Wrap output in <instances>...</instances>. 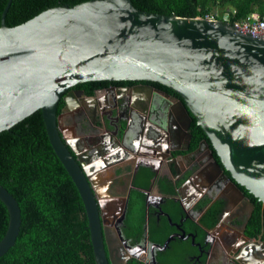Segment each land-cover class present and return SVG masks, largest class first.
<instances>
[{"label":"water","instance_id":"1","mask_svg":"<svg viewBox=\"0 0 264 264\" xmlns=\"http://www.w3.org/2000/svg\"><path fill=\"white\" fill-rule=\"evenodd\" d=\"M11 1L0 23V132L41 112L50 145L84 205L95 264H126L143 249L121 247L115 254L108 229L123 222L128 194L102 196L57 125L59 102L79 84L139 81L170 89L179 95L171 99L181 116L195 118L233 181L264 204V37L225 23L143 12L131 0L56 7L9 28ZM211 163L227 181L218 163ZM0 200L9 215L2 257L15 244L21 210L1 185ZM118 237L124 239L120 230ZM174 238L150 245L148 264H157L156 252Z\"/></svg>","mask_w":264,"mask_h":264},{"label":"flooded vegetation","instance_id":"2","mask_svg":"<svg viewBox=\"0 0 264 264\" xmlns=\"http://www.w3.org/2000/svg\"><path fill=\"white\" fill-rule=\"evenodd\" d=\"M66 95V102H59L63 104L59 112L57 107V125L73 155L77 153L90 168L102 196L120 199L128 194L129 200L132 189L140 190L145 203L143 230L165 226L169 236H175L171 242L188 244L191 251L183 264H201L202 258L203 264H264L263 229L257 236L245 231L254 204L219 163L212 145L202 138L191 149L196 141L189 132L194 121L181 116L171 99L176 96L144 82L84 84L71 87ZM212 161L218 163L227 181L221 179ZM142 169L152 174L146 188L134 185L139 172L143 181ZM168 185L175 187L173 195L165 192ZM219 203L215 223L206 227L202 222L205 214ZM125 218L108 229L115 254L121 247L131 246L136 247L132 253H140L138 247L143 249L141 258L150 255V245L158 242L147 237L132 246L118 237L119 230L123 234Z\"/></svg>","mask_w":264,"mask_h":264},{"label":"trees","instance_id":"3","mask_svg":"<svg viewBox=\"0 0 264 264\" xmlns=\"http://www.w3.org/2000/svg\"><path fill=\"white\" fill-rule=\"evenodd\" d=\"M87 1L91 0H12L5 16V25L9 28L16 27L46 10L72 7ZM6 2L7 0H0V23ZM131 3L143 12L183 18L204 16L215 7L230 13L234 11L232 19L235 20H242L252 12L264 16V0H131ZM101 82H87L76 87ZM144 83L155 85L179 98V95L165 86L153 82ZM62 105L59 104L58 112ZM190 118L194 122L189 132L196 137L191 149L195 148L198 140L202 138L211 146L201 127L196 125L195 118L191 115ZM217 160L219 161V158ZM140 171L143 181L139 180V172L134 185L146 188L152 174L146 169ZM0 185L15 198L21 210L19 234L14 246L0 257V264H95L84 205L75 184L50 145L40 111L25 118L10 130L0 132ZM165 192L173 195L175 187L168 185ZM245 193L255 207L248 220L246 234L257 236L262 229L264 234V204L246 190ZM220 206V203L216 204L207 211L202 220L206 227L213 226ZM8 221L7 208L0 200V240L7 230ZM144 224V194L140 190L132 189L122 231L123 237L129 240L130 245L133 246L143 239ZM148 235L151 241L163 244L169 236V230L165 226L151 227ZM189 251L190 246L183 241L170 242L167 250L157 252V264H183L182 260L187 257ZM203 261L202 258L201 264ZM126 264L146 263L144 257L132 256Z\"/></svg>","mask_w":264,"mask_h":264},{"label":"built area","instance_id":"4","mask_svg":"<svg viewBox=\"0 0 264 264\" xmlns=\"http://www.w3.org/2000/svg\"><path fill=\"white\" fill-rule=\"evenodd\" d=\"M234 11L230 13V11H221L218 7H215L212 11L208 12L204 16L196 17L193 19L205 20L208 22H220L231 25L235 27L242 33L251 35V36H260L264 37V16H260L257 12H252L247 15L242 20L232 19L234 15ZM144 256V261L148 264L149 259Z\"/></svg>","mask_w":264,"mask_h":264},{"label":"crops","instance_id":"5","mask_svg":"<svg viewBox=\"0 0 264 264\" xmlns=\"http://www.w3.org/2000/svg\"><path fill=\"white\" fill-rule=\"evenodd\" d=\"M147 228V227H146ZM147 237H149V235H148V231L147 230H145L144 231V237H143V239H145V238H147ZM168 238V237H167ZM166 241V240H165ZM145 256L149 259V261H150V257H149V255H148V253H146L145 254Z\"/></svg>","mask_w":264,"mask_h":264},{"label":"rangeland","instance_id":"6","mask_svg":"<svg viewBox=\"0 0 264 264\" xmlns=\"http://www.w3.org/2000/svg\"><path fill=\"white\" fill-rule=\"evenodd\" d=\"M123 198V196H120V199H122Z\"/></svg>","mask_w":264,"mask_h":264}]
</instances>
